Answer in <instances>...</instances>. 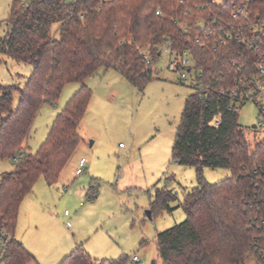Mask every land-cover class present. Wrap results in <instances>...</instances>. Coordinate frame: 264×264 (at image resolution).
I'll return each mask as SVG.
<instances>
[{
  "label": "trees",
  "instance_id": "obj_1",
  "mask_svg": "<svg viewBox=\"0 0 264 264\" xmlns=\"http://www.w3.org/2000/svg\"><path fill=\"white\" fill-rule=\"evenodd\" d=\"M235 2L13 0L0 56L31 65L33 72L24 88L0 85V160L15 162L14 170L0 177V264L36 261L15 236L21 204L40 179L56 185L82 143L80 127L93 95L85 81L105 68L143 91L154 79L152 66L167 41L177 53L187 52L201 74L202 88L186 101L173 147V161L194 168L198 185L184 195L186 220L158 234V251L164 264H250L252 258L264 264L254 246L259 233L252 227L264 215V141L252 150L239 122L243 105L235 111L227 94L255 72L264 49L255 53L239 42L224 46L218 35L206 50L196 43L206 40L198 21L210 16L228 21ZM249 12L264 16V0L252 2ZM72 83L82 87L57 115L38 151L29 152L41 109L56 105ZM15 92L21 100L13 111ZM205 169H226L231 175L212 184L204 178ZM174 199L171 191L158 189L151 218L170 209ZM61 264H129V259L99 261L80 247Z\"/></svg>",
  "mask_w": 264,
  "mask_h": 264
},
{
  "label": "rangeland",
  "instance_id": "obj_2",
  "mask_svg": "<svg viewBox=\"0 0 264 264\" xmlns=\"http://www.w3.org/2000/svg\"><path fill=\"white\" fill-rule=\"evenodd\" d=\"M225 1L215 0L219 5ZM12 2L0 0V40L7 32L5 21ZM168 60L162 54L153 64L154 79L143 91L117 71L105 68L85 81L93 95L80 127L83 141L54 186L59 200L68 197L55 210L58 199L46 191V182L40 179L21 204L23 226L32 223L19 236L36 260L29 264H61L80 247L99 261L127 257L129 264H164L157 236L186 220L181 207L184 195L198 185L194 168L173 161L174 143L186 101L195 92L196 75L192 72L182 81L181 72L169 71ZM32 72L31 65L0 56V85L24 88ZM81 87L69 84L56 105L43 106L33 124L29 152L38 151L57 115ZM20 100V93L15 92L13 111ZM259 120L260 110L254 102L241 107L239 122L252 150L264 141V127L253 129ZM82 159L86 161L84 172L77 175ZM14 167L13 160H0V176ZM203 175L214 184L231 173L205 169ZM92 189L96 198L90 200ZM158 189L171 191L175 199L170 209L150 219L148 212ZM250 264L258 263L252 258Z\"/></svg>",
  "mask_w": 264,
  "mask_h": 264
},
{
  "label": "built area",
  "instance_id": "obj_3",
  "mask_svg": "<svg viewBox=\"0 0 264 264\" xmlns=\"http://www.w3.org/2000/svg\"><path fill=\"white\" fill-rule=\"evenodd\" d=\"M254 1L236 0L232 6L231 18L226 22L218 21L215 16H210L207 20L198 21L197 26L206 35L205 41H201L199 38L196 40L199 48L201 50L208 49L212 45L211 39L218 35L216 36V41L221 45L225 46L231 42H239L242 46L253 50L255 53H261L264 49V16H251L249 8ZM157 14L159 15V12ZM162 54L169 56L167 63L169 71L181 72L182 81H187L189 74L195 72L194 89L202 88L199 82L201 74L195 69L194 61L187 52L183 54L177 53L174 51L172 43L167 41L161 49ZM146 59L149 65L150 59L148 55H146ZM254 67L255 72L240 78L235 87L227 91V94L236 106L235 111H238L242 105L248 102H254L260 110V120L256 128H261L264 127V56H260L255 61ZM222 93L224 94L225 92L222 91ZM121 147L123 146L121 145ZM85 165V159L81 160L80 168L76 172L77 175H81L84 172ZM95 195L96 190L92 189L89 199L93 200ZM68 214L69 212L66 211L65 215L67 216ZM252 227L259 233L258 238L255 239L254 246L264 260V215L255 219L252 222ZM133 261L138 263L139 260L134 257Z\"/></svg>",
  "mask_w": 264,
  "mask_h": 264
},
{
  "label": "crops",
  "instance_id": "obj_4",
  "mask_svg": "<svg viewBox=\"0 0 264 264\" xmlns=\"http://www.w3.org/2000/svg\"><path fill=\"white\" fill-rule=\"evenodd\" d=\"M121 146V145H120ZM83 160V159H82ZM80 165V164H79ZM80 168V167H79ZM78 168V169H79ZM77 169V170H78ZM14 170V169H13ZM13 170H11V171H13ZM77 172V171H76ZM1 177V176H0ZM61 179V178H60ZM59 183V182H58ZM57 183V184H58ZM56 184V185H57ZM46 185H47V187L49 188H47V192L48 193H50V195H53V197H54V199H58L57 200V203L56 204H58L57 205V208H55V210H59V208H58V206L62 203V201H64L68 196L67 195H65V196H63V198L61 199V200H59V197H58V195H57V193L55 192V185L54 186H49L47 183H46ZM61 185V184H60ZM35 189V188H34ZM53 191H54V193H53ZM64 191H67V187H65L64 188ZM32 203V202H31ZM23 207V205L21 206V208ZM50 212V214H52L51 213V211H49ZM52 212H54V210L52 211ZM66 212V211H65ZM54 214V213H53ZM21 213H20V217H19V220H18V228H17V230H16V239L18 240V241H20L24 246H26L27 248H28V246H27V244L22 240L21 241V239H19V236H21V233H22V231H23V229L24 230H26V228L24 227V226H26V225H28V227H29V225H32V223L30 222V223H27L26 225L24 224V226H23V224H22V222H21ZM64 216H65V213H64ZM21 226H22V228H21ZM28 230V229H27ZM21 232V233H20ZM24 234V233H23Z\"/></svg>",
  "mask_w": 264,
  "mask_h": 264
},
{
  "label": "water",
  "instance_id": "obj_5",
  "mask_svg": "<svg viewBox=\"0 0 264 264\" xmlns=\"http://www.w3.org/2000/svg\"><path fill=\"white\" fill-rule=\"evenodd\" d=\"M253 129H256V126H253ZM148 218L151 219V214H150V212H148Z\"/></svg>",
  "mask_w": 264,
  "mask_h": 264
}]
</instances>
